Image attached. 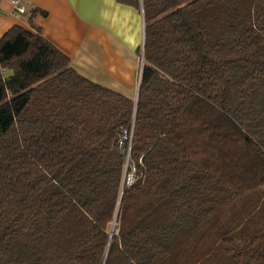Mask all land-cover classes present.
<instances>
[{
	"label": "trees",
	"instance_id": "16d2710c",
	"mask_svg": "<svg viewBox=\"0 0 264 264\" xmlns=\"http://www.w3.org/2000/svg\"><path fill=\"white\" fill-rule=\"evenodd\" d=\"M116 1L136 105L0 38V264H264V0Z\"/></svg>",
	"mask_w": 264,
	"mask_h": 264
},
{
	"label": "crops",
	"instance_id": "0c3cea01",
	"mask_svg": "<svg viewBox=\"0 0 264 264\" xmlns=\"http://www.w3.org/2000/svg\"><path fill=\"white\" fill-rule=\"evenodd\" d=\"M19 1L25 10L19 17L8 3L0 4V38L14 26L34 32L33 26L82 78L134 101L143 43L141 10L116 0ZM32 10L37 12L31 16Z\"/></svg>",
	"mask_w": 264,
	"mask_h": 264
},
{
	"label": "built area",
	"instance_id": "2783aa9c",
	"mask_svg": "<svg viewBox=\"0 0 264 264\" xmlns=\"http://www.w3.org/2000/svg\"><path fill=\"white\" fill-rule=\"evenodd\" d=\"M2 2L8 3L13 8V14L15 16L19 17L20 15L25 13V10L19 0H0V4Z\"/></svg>",
	"mask_w": 264,
	"mask_h": 264
},
{
	"label": "water",
	"instance_id": "95a60500",
	"mask_svg": "<svg viewBox=\"0 0 264 264\" xmlns=\"http://www.w3.org/2000/svg\"><path fill=\"white\" fill-rule=\"evenodd\" d=\"M140 58H141V64H142V55H140ZM136 102H137V95H136V97H135V99H134V103H135V105H136ZM114 225H115V223H114Z\"/></svg>",
	"mask_w": 264,
	"mask_h": 264
},
{
	"label": "rangeland",
	"instance_id": "374dc122",
	"mask_svg": "<svg viewBox=\"0 0 264 264\" xmlns=\"http://www.w3.org/2000/svg\"><path fill=\"white\" fill-rule=\"evenodd\" d=\"M127 178H128L127 181H128V182H131V175H128Z\"/></svg>",
	"mask_w": 264,
	"mask_h": 264
}]
</instances>
